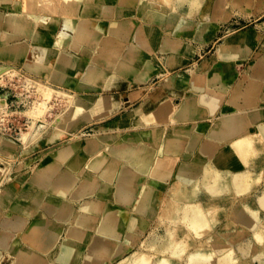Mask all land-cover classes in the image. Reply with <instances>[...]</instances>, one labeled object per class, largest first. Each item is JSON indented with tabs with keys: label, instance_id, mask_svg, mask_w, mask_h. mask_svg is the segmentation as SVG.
Returning a JSON list of instances; mask_svg holds the SVG:
<instances>
[{
	"label": "crops",
	"instance_id": "crops-1",
	"mask_svg": "<svg viewBox=\"0 0 264 264\" xmlns=\"http://www.w3.org/2000/svg\"><path fill=\"white\" fill-rule=\"evenodd\" d=\"M198 1L200 10L192 7V0H0V74L12 68L76 95L106 98L111 106L107 110L109 120L95 130L113 132L90 139L84 145L75 142L49 147L36 166L32 161L15 166L13 181L0 187V264H116L137 251L150 231L148 211H135L138 196L143 190L151 191L149 180L139 178L134 167L123 163L110 192L101 195L91 191L99 184L88 163L102 147V137H115L117 145L124 138L138 135L161 138L173 127L214 117L223 109L232 90L233 96L239 85L245 88L238 68L257 41L251 44V49L219 57L218 50L226 40L247 36L235 35L238 30L221 38L226 27L221 22L222 13L214 5H225L223 0ZM44 24L54 27L49 30ZM218 42L221 43L215 46ZM203 56L204 62L195 65ZM212 58L214 61L206 71L194 77L198 68L208 65ZM67 60L77 63L78 71L72 72ZM261 62L262 57L253 68H258ZM93 71L103 73L102 82L93 85L95 89H79L89 86L83 79ZM216 75L219 81L214 79ZM57 76L63 78V83L57 82ZM204 84L206 88L202 90ZM230 99L227 104L232 106ZM164 103L171 104L174 112L165 116L163 122L141 127L130 123L133 115H149ZM202 103L211 104L216 111L211 110L212 114L203 111ZM182 111L186 117L181 119L178 114ZM214 129L208 133V141L214 139ZM0 141V159L33 155L43 144L56 142L49 143L46 139L25 152L19 143ZM90 144L95 145L94 152L90 151ZM64 150L68 151V159L58 170L75 184L63 196L41 185L38 174L53 166L54 157ZM175 151L178 155L174 157L179 159L181 149ZM166 182L158 183L157 191L152 189L156 199ZM27 203L39 208L27 214L23 211ZM118 247L121 256L111 260V252Z\"/></svg>",
	"mask_w": 264,
	"mask_h": 264
},
{
	"label": "rangeland",
	"instance_id": "rangeland-1",
	"mask_svg": "<svg viewBox=\"0 0 264 264\" xmlns=\"http://www.w3.org/2000/svg\"><path fill=\"white\" fill-rule=\"evenodd\" d=\"M222 2H224L225 5H214V8H216L219 13H222L223 20L221 22L224 23V27H226L223 32L224 34H221V38L223 35L228 37L227 32L229 31L233 33L238 30H240V32L236 33L235 35L240 34L243 36H247V38L250 39H252L251 37L253 36H257V40L252 39L253 42L257 41L256 45L254 47L252 46L253 48L251 46L249 47L250 49H252L250 53L247 54L245 61L238 68V73L240 81L245 83V88H247L249 92H253L257 95V108H260L261 110L263 109L262 112L264 114V0H223ZM221 42L216 43L215 46L219 45ZM224 45L225 44L223 43L219 49L224 48ZM260 57H262L263 62L259 64L258 68H256V66H254L253 68L254 63ZM205 58L206 57L203 56V58L197 61L195 65L202 64ZM209 61H211L212 63L214 61V58ZM194 68L195 67H192V69ZM9 69L10 68H8L7 70L4 69L0 74V101H5L4 105L0 104V120H4L1 124L9 129V131L5 133L4 128L0 126V136H6L11 141L21 144V147L25 152H28L32 148L39 146L41 142L44 143V141H46V139L50 137V134H52V132L57 131L58 133L61 130L60 134H58L62 137L59 136V139H57L58 137L55 138L56 142L53 138V140L48 139L47 142L53 143L54 141L55 143L43 144L42 147L37 149V151H35L33 155L24 154L20 156L10 155V157H2V160L0 159V187L5 183H10L13 181L15 177V166L17 164L19 165L20 163H23L25 161H32L31 163H34V166L38 165L42 159L43 153L46 152L49 147L54 148L57 146H67L75 142H78L80 145H84L86 141H89L90 139L113 133L108 129L95 130L96 127L106 124V122L109 120V111L104 112L102 114L103 117H101L100 119V116L95 115L88 119H80L77 123V126L75 125V127L71 129L63 128V117H65L64 115H66V113L72 108V106H75L74 104L76 102H82V104H86V102L88 103L90 101V97L93 96L76 95L69 91L52 87L51 85L41 81L40 79L33 76L30 77V75L19 70H14L12 68L10 70ZM100 74L104 77L103 73ZM32 77L34 78V80ZM253 78L256 80L254 81ZM38 82L40 83V85ZM74 83L78 84L77 80H75ZM37 85L39 87H37ZM245 88H243L242 85H239L238 89L239 91H243ZM252 89L253 91H251ZM202 90H205V84ZM197 91L200 92L201 88ZM232 91L229 93L225 104L222 106L223 109L220 110L217 115L208 120L199 121L200 123L183 125L184 127L190 126L189 129L191 128L193 132L198 129H201L202 131L200 135H196L194 140H192L195 147L193 146V148L187 150L185 153L183 152V150L189 143V140L185 143L184 146L181 147V155L179 159L177 157H174L175 155L163 154L166 149L162 148L161 145H159L166 141L164 135H169L166 134L169 133L168 131L161 138L156 136L142 138L141 135H138L136 138L127 137L124 138L119 145L115 144V137L113 136L100 138L103 145H101L102 147L97 149L92 157L97 155L99 151L103 153L107 152L108 150H113V157L115 159L121 160L118 154H123L125 152L127 147V140L143 139L145 143L151 145L155 149V151L154 149L150 151L152 152V154L157 155V158H161L162 160H164V156L166 157L163 162L165 163L166 171L169 174V177L155 184L156 189H158V183L161 184V182L167 180L166 186H163L162 190L157 192V202L155 203L153 208V217L150 218L149 233L145 235L146 237H144L145 239L141 242L137 251L133 252L126 258H123L116 264H120L121 262H129L137 255L144 254L145 251L143 243L145 242V240H147L148 242H153L155 240V234H160L164 237V240L168 239L169 242H172L171 239L167 238V232L169 230L175 232V243H178V248H182L183 251L181 257L179 258L169 256V260L167 261L168 264H191L189 256L199 251H203V253L208 255H214L220 248H216V243L219 242V244L223 245V247L221 246V248L226 247L230 252H233L231 253V255L235 260V262H233L234 260L232 259V262L234 264L261 263L262 259H259L261 256L264 257V230L258 229L259 231L253 234L249 230L244 229V227H242L239 223H237L236 218L237 209L242 208L243 204H247L252 210H254L255 213L257 212V214H259L262 226L264 227V209H261L258 204L259 198L264 195V138L259 132L260 129L258 125L260 124V121L255 123L247 119L245 123L246 129L244 130V136L253 139L252 142L255 140L253 142L255 151L254 153H252L253 155L251 154L249 156V165L243 166V164H241L240 162H236L234 164V168L232 169L234 173L244 170H247L248 173H250L249 179H245L244 181V184H247V182L249 181V191L243 194H239V192L236 191L233 183L230 181V183L232 184L229 183L228 192L221 195L218 199H215L208 193L204 185H201L196 199L193 201H189L188 203L197 205L204 204V206L212 205L214 208H216L215 220L218 223L216 222L217 224H215L211 228L208 227L202 229L201 232H199V234L201 233L199 236H197L193 231H188L183 224L177 225L176 228L172 225V222L176 220V218L181 213L180 208H183L185 205L184 202L178 201V198L180 196L179 191L182 189V187L175 186L176 176L181 167L180 162L188 163L186 167L188 170L192 168L195 169V167L201 170L204 168L209 169L211 165H214V162L212 161L213 157L221 155L222 152L224 154L230 153V149L222 148L218 143L208 141L207 136L208 133L216 127L218 122L217 118H219L222 115L223 110L227 108V101L232 96ZM144 92L146 93L147 91ZM46 97H48L49 99H47ZM45 102L46 105L44 104ZM38 104L41 107L38 106ZM69 105L71 108L69 107ZM36 111L38 112L37 114ZM39 112H41V114ZM106 115L107 117H105ZM261 124H264V117L261 121ZM141 126H144V124L136 127ZM199 126H203L204 128H201ZM56 127H58L59 129ZM172 130L173 128H171L170 132ZM196 133L200 132L196 131ZM35 134H37V139L35 138L36 140L32 142V140L30 139ZM163 138L165 141L162 140ZM160 139L162 140L161 143ZM29 141L30 143H28ZM34 143L37 145H35ZM93 148H96L95 145H93ZM183 154L189 155V157L187 159H184L182 158ZM177 155L178 153L176 154V156ZM105 160L108 164L111 162L112 158L109 157ZM166 161L169 162L172 169L169 168ZM27 170L29 173L32 172L31 169ZM16 172H19V170H17ZM22 172H25V168L22 169ZM207 214L211 215L212 211H207ZM245 241H247L250 245L246 246ZM242 245L249 248L248 255L246 257H242V254L239 252V247ZM146 252L150 254V264H157L162 262L160 257L153 254V250H147ZM213 261L214 262L211 264H215L217 262L216 259Z\"/></svg>",
	"mask_w": 264,
	"mask_h": 264
},
{
	"label": "bare ground",
	"instance_id": "bare-ground-1",
	"mask_svg": "<svg viewBox=\"0 0 264 264\" xmlns=\"http://www.w3.org/2000/svg\"><path fill=\"white\" fill-rule=\"evenodd\" d=\"M210 1L211 0H207V2H210ZM192 7L199 9V7H200L199 1L198 0H192ZM12 16H14V18H15L14 14ZM82 18H83V16H82ZM52 27H54V25L44 24V28H46V29L51 30ZM102 34H103V32H102ZM23 35H24V33H23ZM98 36H99V34H98ZM251 38L254 40H257V36H253ZM252 39L247 38V37L237 36V37H233V38L226 40V42L224 43L225 44L224 48L219 49V53H218L219 57H223V56L230 54V53H233V52L242 51L244 49H249V47L251 46V44L253 42ZM40 51H42V50H40ZM58 52H60V50ZM208 63L209 64L206 66L205 65L200 66L198 68V70L195 72L194 77L202 75L206 71V68L209 65H211V61ZM67 64L70 67H73V68H71L72 70L70 69L72 72L75 73L76 71H78L79 67H78L77 63L73 62L72 60H67ZM226 68H228V65H226ZM7 69L8 68H6V70ZM54 72H56L55 69H54ZM52 73H53V71H52ZM57 77H58L57 82L63 83L62 82L63 78L61 76H57ZM103 78L104 77L99 72L93 71L89 75H86L83 79V81L85 83H88L89 86H79V89H83V90L95 89V87L93 85H96V84H99L100 82H102ZM214 79L216 81H219L218 75H216L214 77ZM33 80H34V78H33ZM255 80L256 79H254V81ZM73 81H75V80H73ZM65 84L69 85V80ZM39 85H40V83H39ZM37 87H39V86L37 85ZM40 88H42V87H40ZM238 88H239V86L237 87L236 92L233 94V96L230 99V104L232 106L228 105L227 108L223 110L222 115L219 118H217L218 122H217L215 129L213 128L214 131L212 134V136H214V139L210 140V141L216 142L218 144H219V142H221V144H219V145L222 148L230 149V153L224 154L222 152L221 155H217L216 157H213L212 161L214 162V165H211L209 169L204 168L201 170V169H198L195 167V169L192 168V169L188 170L186 168L187 167L186 162H182L180 170L176 176V185L175 186H181L182 187V189L179 191L180 196L178 198V201L184 202L185 205L183 208L182 207L180 208L181 213L176 218V220H174L172 222V225L176 228L177 225L183 224V225H185V227L188 231L189 230L193 231L197 236H199L201 234V233L199 234V232H201L202 229L208 228V227L211 228L212 226H214L215 224L218 223L215 220L216 208H214L212 205H210V206L205 205L204 206V204L197 205V204L188 203L189 201H193L196 199L201 185H204V187L208 191V193L212 197H214L215 199H218L221 195L228 192V187H229L230 181L233 183L236 191H238L239 194L246 193L250 189L249 181L247 182V184H244L245 179H247V180L249 179L250 173H248L247 170L240 171V172L235 171L236 173H234L232 171V169L234 168V164L236 162H240L241 164H243V166L249 165V163H250V162H248L249 156L252 153H254V151H255L254 150V143H253L255 140L252 142L253 139L244 136L245 135L244 130L246 129L245 123H246L247 119L249 121H252L255 123L260 121V124L258 125L259 129H260L259 132L261 133V135L264 138V124H261V121L264 117V114L262 112L263 109L261 110L260 108H257V95L253 92H249L247 90V88H245L243 91H239ZM250 89H251V87H250ZM251 91H253V89ZM50 96H48V97H50ZM48 97H46V98L49 99ZM217 101H218V99H217ZM0 104L4 105L5 101L1 100ZM44 104L46 105V102ZM35 105H36V103H35ZM74 105L75 106H72V108L69 105V107L71 109L69 110V108H68L69 111L66 113V115H64L65 117H63V120L61 119L62 124H63V128L71 129V128L75 127V125L77 126V123L79 122L80 119H88V118H91L95 115H98V116H100L99 118H101V117H103L102 114L111 108V106L108 104V100L106 98L97 97V96L90 97V101L88 103L86 102V104H82V102H76ZM201 105L203 106L202 107L203 111L205 110V111H207V113L208 112L210 113L211 110L213 112L216 111L213 109L214 107L211 104L210 105L209 104L204 105L202 103ZM38 106H40V105L38 104ZM35 110H36V108H35ZM40 110H41V108H40ZM37 111H36V114L38 113ZM32 112H34V111H32ZM173 112H174L173 106L169 103H164V104L160 105L156 111H154L153 113H150L149 115H133L132 118H130L131 119L130 123L134 126L135 125L139 126V125H143V124H144V126L150 125V124H159L163 121L165 116L168 117L169 114H172ZM39 113L41 114V112H39ZM212 113H210V114H212ZM178 115H179V117H181V119L185 118L186 112L185 111L179 112ZM230 115H236V116H230ZM34 116H36V115H34ZM227 117H233V118L228 119ZM58 122H59V120H58ZM189 127L190 126H187V127L181 126V127H176V128L173 127V130L171 132H170L171 129L168 130L169 133H166V134H169V135H167V136L164 135V138H166V141L163 138L162 140H164L165 142L161 143L162 140L160 139L161 144H159V145H161L162 148L166 149L163 154L176 155L177 151H175V149H178V148L181 149V147L184 146L188 140H189V143L187 144V146L183 150V152L185 153L187 150L193 148L194 143L192 140H194L196 135H200L202 130L198 129V130H195L193 132L191 130V128L189 129ZM56 128H58V127H56ZM241 128H243V130ZM185 129H187V130H185ZM55 130H57V129H55ZM60 131L58 132L59 134H60ZM196 131H199L200 133H196ZM62 132H65V131H62ZM58 133H57V131L52 132V134H50V137H48V139L51 140L53 138L54 141H55V138H57V137H58L57 139H59L60 135ZM60 137H62V136H60ZM153 137H155V136H153ZM233 137H235V139ZM35 138L37 139V134L33 135V137L30 140H32V142H34L36 140ZM142 138H143V136H142ZM231 138H233L234 140H231L232 142L228 141V139H231ZM2 139L5 141H8V143H9V141L13 142L10 139H8L6 136H0V140H2ZM48 139H47V141H48ZM28 143H30V141ZM126 143H127V147H126L125 152L123 154H120V153L118 154V156L121 158V160L115 159L113 157V155H112L113 150H108L107 152H103V153L98 152L97 155H95L94 157L91 158V160L88 163V168L92 174L94 173L96 175V179H97L98 184H99V186L93 187L91 191L96 192V193H101V195L102 194H108L110 192V189H109L110 185L113 184L114 181L118 177V173L120 170L121 163H123V162L127 163V164L131 165L132 167H134V169H135L134 172H135V174L138 175L139 178L141 177L143 179L146 178L147 180H149L148 187L151 189V191L143 190V192L141 193V196H138V197H140V200L138 201V203L135 207V211H137L139 213H146L148 211L149 216L151 218V217H153V214H152L153 211L152 210L150 211L149 207H150V209H152L154 201H155V203L157 202V199L155 198V196H153V190L157 191L155 184L157 182L162 181L165 178L169 177V174L166 171L165 163L163 162L164 160H162L161 158H157V155L152 154V152L150 150H152L154 148L151 145H148L147 143H145V141L143 139L127 140ZM35 145H37V144H35ZM90 147H91L90 151H94L96 149V148H93V144H90ZM123 147H124V145H123ZM104 151H105V149H104ZM154 151H155V149H154ZM67 153H68V151L64 150L61 153L57 154V156L54 157L55 158V164L53 166H51L50 168H47L46 170H42V172H39V174H38V177H39L38 180L40 179L41 185L47 186V188L52 190V192L54 194L63 195V196L70 193L74 187V184H75V181L72 178H70L64 172H60L58 170V167L60 165H62V163H64V161L66 160ZM109 157H111L112 160L110 163L107 164L105 159H108ZM188 157H189V155H184V154L182 156V158H184V159L185 158L187 159ZM2 173H3V170H2ZM4 175H5V173H4ZM174 181H175V179H174ZM232 183H230V184H232ZM93 185H97V184H93ZM126 189H127V186H126ZM86 192L88 193L89 190L85 191V193ZM78 194H81V193H78ZM8 197H10V194H7V198ZM25 198L30 199V195H26ZM27 201H29V200H27ZM102 201H104V200H102ZM258 201H259L258 204L261 207V209H264V195L261 196ZM25 202H26V200H25ZM28 203L24 204L25 206L23 207V211L26 212L27 214H29V213H31V211H34L37 208H39V207H37L36 204H28ZM207 211H212V214L208 215ZM236 218H237V223H239L242 227H244V229L249 230L253 234L257 233L259 231L258 229L264 230V227L262 226L259 214H257V212L255 213L254 210H252L247 204H243L242 208L237 209ZM51 226H53V225H51ZM10 232H11V230H10ZM174 233L175 232H173L172 230H169L167 232V236H168L167 238L171 239L172 242H169L168 239L164 240V237L160 234H155L154 235L155 240L153 242H148L147 240H145V242L143 243L144 251H145L144 254L137 255L131 261L121 262L120 264H150V254L146 252L147 250H153V254L161 258L162 262L157 263V264H168L167 261L169 260L168 259L169 256H172L174 258L175 257H177V258L181 257L183 250H182V248H178V246H179L178 243H175L176 242L175 241L176 236L174 235ZM215 241H216V239H215ZM213 242H214V240H213ZM219 243H216V248L217 249L219 247L220 248H219V250H217V252L214 255L205 254V253H203V251H199V252L194 253L193 255H190L189 259H190L191 264H211L214 262L213 260H215V259L217 260V262L215 264H234L233 262H235V260L233 259L232 255H231V253H233V252H230L226 247L221 248V246L223 247V245L219 244ZM245 243H246L245 244L246 246L250 245L247 241H245ZM212 246H213V244H212ZM248 249H249L248 247H245L243 245L239 247V252L242 254V257H246L248 255ZM214 252H212V253H214ZM121 254H122L121 248L118 247L113 252H111V255H110L111 258L110 259L115 260L119 256H121ZM183 254H184V252H183ZM209 254H211V253H209ZM232 259L234 260L233 262H232ZM261 259H262V261L260 264H264V257L261 256L259 260H261Z\"/></svg>",
	"mask_w": 264,
	"mask_h": 264
},
{
	"label": "built area",
	"instance_id": "built-area-1",
	"mask_svg": "<svg viewBox=\"0 0 264 264\" xmlns=\"http://www.w3.org/2000/svg\"><path fill=\"white\" fill-rule=\"evenodd\" d=\"M0 85H1V83H0ZM2 116V115H1ZM1 119H3V118H1ZM1 122H0V126L2 127V128H4V132L6 133L7 131H9V129H7L6 128V126H3L1 123L4 121V120H0Z\"/></svg>",
	"mask_w": 264,
	"mask_h": 264
}]
</instances>
